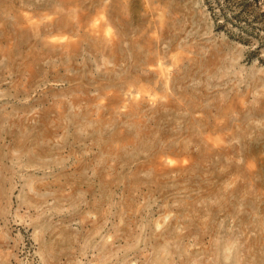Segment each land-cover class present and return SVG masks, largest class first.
Here are the masks:
<instances>
[{
    "label": "rangeland",
    "instance_id": "374dc122",
    "mask_svg": "<svg viewBox=\"0 0 264 264\" xmlns=\"http://www.w3.org/2000/svg\"><path fill=\"white\" fill-rule=\"evenodd\" d=\"M0 264H264V0H0Z\"/></svg>",
    "mask_w": 264,
    "mask_h": 264
}]
</instances>
